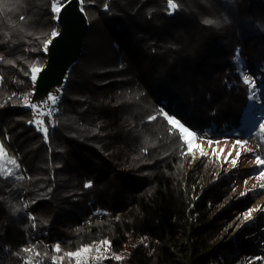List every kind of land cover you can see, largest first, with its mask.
Here are the masks:
<instances>
[{"label":"trees","instance_id":"obj_1","mask_svg":"<svg viewBox=\"0 0 264 264\" xmlns=\"http://www.w3.org/2000/svg\"><path fill=\"white\" fill-rule=\"evenodd\" d=\"M52 1L0 20V144L22 174L0 176V264H76L67 252L108 240L120 254L130 236L105 264H244L254 231L230 230L239 204L188 166L161 110L210 137L243 127L250 86L232 59L264 87V0H174L171 15L167 0H80L88 30L43 134L23 97Z\"/></svg>","mask_w":264,"mask_h":264},{"label":"rangeland","instance_id":"obj_2","mask_svg":"<svg viewBox=\"0 0 264 264\" xmlns=\"http://www.w3.org/2000/svg\"><path fill=\"white\" fill-rule=\"evenodd\" d=\"M24 1L25 0H0V20L6 19L10 13L21 8ZM54 27L56 31H59L57 21L53 19L49 31L50 34ZM45 53L48 55L49 51ZM237 56L238 53H236L232 61L237 66V70L243 79L245 70L242 65V60ZM41 74L42 68L36 73L37 80L33 83L34 88L32 95L27 102L29 105L33 102L37 104L38 107L35 114L31 107L27 108H29L32 113L33 125L37 130L39 128V131L45 134L43 130L45 129L43 117L49 113L53 105L47 97L51 94L56 96L57 100L59 99L65 78L60 85H50L46 87L40 84ZM20 96L22 97L23 94ZM250 96H253V99L248 98L247 105L242 114L243 127L241 129L219 137H210L192 131L195 136L193 138V148L191 151L187 149L186 144L179 141L184 148L182 154L184 155V159L187 160L188 166L190 168H195L199 162L206 164V166L211 169L209 173V183L215 186L216 184L219 186L226 184L228 187L227 195L230 201L234 204H239L230 212L231 218L228 223L230 230L234 229L235 232L240 230L245 231V228L251 226L252 229L250 232L254 231V240L251 241L255 243L254 250L243 259V263L264 264V189L259 187L261 183H264V180L253 178L258 173L259 169L256 168L255 161L252 159L254 153L264 158V135L260 134V124L264 123V87H256L254 90H250L249 97ZM36 120H40L42 123L37 126L35 123ZM172 127L174 128V126ZM175 141L174 138L168 139V148H170V146L173 147ZM237 141H240L243 147H241V144H237ZM0 147H2L1 144ZM236 152H240V158L237 167L234 168L230 161L236 159ZM202 153L205 155H202ZM11 160L14 159L9 157L4 150V154L0 155V176L20 178L22 175L20 168L19 166L17 167V163L15 165L10 163ZM245 181H247V183H245ZM192 189L196 190L197 188L195 189L193 185ZM241 193H246V195L242 196ZM223 206H230L229 201H225ZM250 209H257V211L253 212L252 218L246 221L244 220V213L248 212ZM103 241L104 240H98L82 247L89 248L90 251L81 253L80 257H73V259L75 261L79 259L81 264H105L108 261H120L127 253L132 251V246L134 244L133 237H128L124 251L118 254L111 250L110 244L105 245L102 243ZM97 249L99 250L97 251ZM117 256L121 257V259L117 260Z\"/></svg>","mask_w":264,"mask_h":264},{"label":"snow or ice","instance_id":"obj_3","mask_svg":"<svg viewBox=\"0 0 264 264\" xmlns=\"http://www.w3.org/2000/svg\"><path fill=\"white\" fill-rule=\"evenodd\" d=\"M70 2H71V0H53V2L51 4V13H52L53 19L56 20L57 23L62 19L63 12L67 11V8H68ZM167 6H168V9L170 10L169 11L170 15L172 14V10H175L178 7L177 3H174V0H167ZM105 8H107V5H105ZM21 19H24V17H21ZM204 23L212 24L213 21L212 20H205ZM58 35H60V33L58 31H56L55 27H54L53 30L51 31L50 38L44 40V42H43V51H45V52L49 51V45L52 44L53 40ZM37 72H38V69L35 66H33L32 74H31V80L33 81V83H35L37 80V75H36ZM243 83L245 85L250 86V90H254L257 87L255 81L252 80L248 74H244ZM47 99L49 101H51L53 104H55L57 97L49 94ZM249 99H253V96H250ZM23 100L25 101V106L31 107L33 113L35 114V111L38 107L37 104L35 102H33L29 105L27 103V101H28L27 95H25L23 97ZM49 114H51V113H49ZM161 114L163 116V119L165 121H167L168 125L170 126L169 127V133L176 135L180 141H182L184 144L187 145V149L189 151H191L193 148V138H194L195 134L185 124H183V122L175 119L170 113H167L166 111L161 110ZM155 119H157V117H155V116L149 117V120H155ZM35 123L37 126H39L42 123V121L36 120ZM172 126H174V128ZM260 129H261L260 134L264 135V123L260 124ZM38 130H39V128H38ZM43 130L45 131V133H47L46 128ZM45 138H47V136H45ZM236 143L241 144L240 141H237ZM244 143H247V142H244ZM241 147H243V144H241ZM3 154H4V150L2 147H0V155H3ZM202 155H205V154L202 153ZM239 158H240V152H236V159H232L230 161L234 168L237 167ZM252 159L255 161L256 168L259 169L258 173L253 178L258 179V180H264V158H262L261 155L254 153L252 156ZM226 162H227V158H226ZM10 163L15 165L16 161L11 160ZM17 167H18V165H17ZM245 183H247V181H245ZM89 186H90V184L85 185V187H89ZM259 187L261 189H264V183H261L259 185ZM241 195L242 196L246 195V193H241ZM255 211H257V209H250L248 212L244 213V220H246V221L250 220L252 218V213ZM102 243L105 245L110 244V242L108 240H104ZM98 250L99 249H97V251ZM105 250H107V249H105ZM25 251H28V250L25 249ZM54 251L60 252V246L57 245L55 247ZM89 251H90L89 248H80L78 251H69L66 253V255L69 258L80 257L81 253H85V252H89ZM116 259L119 260V259H121V257L117 256ZM257 259H259V258H257ZM53 264H55V260H53ZM76 264H81L79 259H77Z\"/></svg>","mask_w":264,"mask_h":264},{"label":"water","instance_id":"obj_4","mask_svg":"<svg viewBox=\"0 0 264 264\" xmlns=\"http://www.w3.org/2000/svg\"><path fill=\"white\" fill-rule=\"evenodd\" d=\"M58 25L60 35L49 45L42 67L40 84L46 87L62 82L81 54L88 22L80 0H71Z\"/></svg>","mask_w":264,"mask_h":264},{"label":"bare ground","instance_id":"obj_5","mask_svg":"<svg viewBox=\"0 0 264 264\" xmlns=\"http://www.w3.org/2000/svg\"><path fill=\"white\" fill-rule=\"evenodd\" d=\"M61 84V82H59V83H56V84H54V85H60Z\"/></svg>","mask_w":264,"mask_h":264}]
</instances>
